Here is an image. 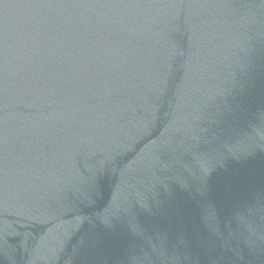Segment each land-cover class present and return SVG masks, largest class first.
<instances>
[{
	"label": "water",
	"instance_id": "obj_1",
	"mask_svg": "<svg viewBox=\"0 0 264 264\" xmlns=\"http://www.w3.org/2000/svg\"><path fill=\"white\" fill-rule=\"evenodd\" d=\"M0 264H264V0H0Z\"/></svg>",
	"mask_w": 264,
	"mask_h": 264
}]
</instances>
